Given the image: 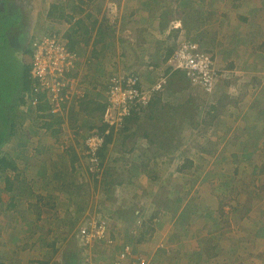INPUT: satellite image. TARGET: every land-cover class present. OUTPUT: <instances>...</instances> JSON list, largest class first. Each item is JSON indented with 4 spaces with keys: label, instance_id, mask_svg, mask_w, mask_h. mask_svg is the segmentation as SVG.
<instances>
[{
    "label": "rangeland",
    "instance_id": "obj_1",
    "mask_svg": "<svg viewBox=\"0 0 264 264\" xmlns=\"http://www.w3.org/2000/svg\"><path fill=\"white\" fill-rule=\"evenodd\" d=\"M36 1H38L37 5ZM30 2V4L25 2V5L29 4L25 10L21 5V0H6L5 4L0 2V10L3 7L5 11L8 9L17 10L19 18L21 16L24 24L28 27H24V29H31V40L29 34L20 37L22 38L21 41L19 40L20 49L16 52L18 57H14L12 54L13 49L9 52L12 46H7L8 38L5 37V34L2 35V32L0 33V54L3 53V56L0 55V141L3 138L5 126H7L4 121L8 114L5 116V105L9 104L10 106L11 95L14 93V87L9 88L10 83L13 76L16 77V73L18 75V72L22 71L19 66L20 62L26 66L31 63V43L38 37L39 32H42L38 29L39 24L44 23L46 19L47 25L43 27H46L47 30V27L52 26L53 18H56L59 20L57 25H60L58 30H64V26L72 21L71 18L68 19L72 10L69 0H30ZM169 2L174 5L171 0H166L165 3L168 6L163 8V0H133L130 9L139 6L147 7L145 13L142 11L138 15L143 18L154 19L157 22L156 25L160 26L159 28L165 24H170L167 22L171 16L174 20L188 16L190 17L188 18L190 20L188 27L192 31L197 25L194 21L195 18L193 19L189 14L191 11L186 13L181 6L179 11L183 15L178 14L177 17L175 14L178 12L170 7ZM250 2L256 3L257 6L254 4V7L259 9V0H250ZM118 3L120 5L121 0H95L92 5L99 6L102 10L99 13L104 16H102V23L99 27L101 33L102 31L112 33L119 27L117 29L118 35L124 37L120 49L123 58L126 57L127 61H121L123 63L120 65L123 66L121 70L115 61L106 73L102 75L100 71V78L94 79L90 83L92 88L83 84V78L77 74L86 88L85 101L87 103L74 105L71 109H64L61 113L64 117L61 132L51 135V130L49 131L48 126L45 125V120H35V111H31L32 106L20 105L16 107L17 130L0 147V156H6L18 168V172L0 173V214L3 213L8 222L6 224L0 222L1 234L4 236L0 237V240L5 241V243L2 242L8 250L1 264H66L65 261L78 248L76 246L77 230L86 223L85 221L89 217H93L95 214H103L109 218L111 237L121 243H131L135 248V254L148 256L153 264H219L214 261L213 257L207 261V255L213 245L223 244L224 220L228 221L227 216L231 215L232 205L226 203L224 208L221 201L220 206L215 207L211 201L219 195L214 190L218 186H221L222 189L220 178L222 181L227 178L225 176L237 175L234 168L241 166L238 169L244 171L248 170L246 167L250 165L251 172L256 164L261 163V159H258V163L254 161L255 159H251L247 165L243 161L236 163L241 158L237 152L226 150V145L230 143L225 142L222 138L225 129L222 122L227 119V114H231L233 110L236 111V108L238 109V106L233 108L230 105L229 98L231 97L226 98V92L229 88L236 85L238 80L240 81V75L229 69L231 63L226 64L218 57L216 63L224 78L212 94H203L197 90L193 92L190 85H186V82L183 81L173 83L174 86L170 83L161 94L154 97L161 98L156 107L153 109H149V107L147 111L142 109L138 119L130 121L126 130L109 138L108 147L103 153L104 172L96 176L87 170L86 159L83 155L84 140L94 128L100 127L102 118H98L100 111L96 106H101L102 103H98V101L104 100L102 97V100L98 99V101L93 99L94 87L97 88L98 84L101 83L100 88L105 92L107 80L111 74L137 72L143 79L145 87H151L160 76L159 72V74L153 73L151 75L152 80L147 82L149 80L145 76V71L149 65L147 61L143 65L144 67L131 68L134 56L132 57L133 54L130 50L137 53L141 50V46L139 45L140 42L137 41L138 37L134 40L132 33H125L130 27L133 28L132 24L129 25L128 13L123 12L121 19L117 23L114 22L112 17L115 14L111 6L118 5ZM103 7L106 9L104 10ZM22 10L24 12L20 15ZM1 13V24L9 27L10 16ZM62 13L65 17L59 16ZM226 13L230 14L229 11ZM232 14L233 12L230 15ZM259 14L258 12L256 16ZM23 16L27 19L25 20ZM164 16H167L168 19ZM219 16L223 15H216L215 19L217 20ZM246 16L249 19V14ZM230 17H234L235 20H229V27H234L237 22L238 24H245V27L249 25L258 26L261 31L264 29V18L261 14L257 18L259 21L250 17V20L254 19L255 21L256 25L254 26L248 22H243L246 21L243 20L244 14L238 13L236 16ZM105 18L108 19L110 25H113L110 26L111 28H116L107 29L106 23L103 22ZM233 21H235L234 24L231 23ZM260 22L261 24H259ZM54 23L52 28L56 26L55 21ZM36 24L38 25L36 26ZM182 24L184 27V21ZM144 26L143 19L137 21L139 29ZM157 26L154 28L156 29ZM235 28L237 30V26ZM200 30L189 38L183 36L178 42L184 39L191 40L198 43L203 50L212 53V38L216 37L217 39V35L210 34L212 32L209 30ZM216 31L219 39L222 38L223 34H227L226 31ZM261 31L256 32L259 34ZM150 34L154 36L152 41H154V45L156 43V49L161 48L163 54L176 47V45H171L170 41L163 43V34L158 36L153 32ZM202 37L208 38L203 39ZM255 38L257 35L254 33L253 37L250 38L251 41L245 39V41L235 44L231 40L223 38V48L228 47L229 49L225 50V56L237 57L239 55L237 47L243 45L254 53L257 51L264 53V36L258 40L257 46L252 40ZM130 42H133L132 45ZM145 42L142 43L143 48L148 47L149 42ZM127 43L130 45H125ZM86 50L90 51V47H87ZM77 51L83 57L82 52H79V49ZM163 54L161 53L159 57H163ZM86 57H89V53ZM3 58L5 61L2 60ZM17 59L18 64H16ZM88 59L90 65L99 64L98 60ZM111 59L114 61L113 56ZM260 66L257 70H250L252 73L249 77H241L244 85L247 82L248 85L262 84L264 81V63ZM8 75H12V77ZM238 75L239 77H237ZM227 79L232 81L230 87L227 86ZM230 96L238 97L236 93ZM189 97L193 98L194 109H192V104H187ZM212 105L217 106V109L210 114L215 116V119L209 123L210 118L207 116L208 122L202 123L203 118L207 113H210ZM230 106L232 108L228 110ZM91 109L94 111L91 112ZM169 109H171L170 112ZM192 110L198 113H195L194 117ZM236 140L234 147L237 148L238 145V148H241L244 142ZM37 147L39 150L36 151ZM73 153L78 156V162L74 167L70 162ZM186 159L192 161V167L181 172L179 169L185 164ZM231 166L233 168H230ZM224 172L225 174H223ZM16 173L20 174L19 177H16ZM247 174L251 175L250 173ZM6 177H9L13 183L10 191L7 189ZM133 179L136 183L135 187L127 189ZM253 181L257 180L253 177ZM244 194L245 197H249L248 191H245ZM208 198L211 200H207ZM214 200L219 201V199ZM11 203L15 204L12 208L9 206ZM186 209L197 212L194 215H187V217H192V222L186 221L187 217L181 218V212ZM132 211L135 214L136 211L142 212L144 218L138 222H132ZM206 213H209V221L196 223L199 219H205ZM123 215L131 218L127 221L121 220ZM150 220H152L151 230L146 232L144 224L149 223ZM141 222L143 223L142 227ZM130 226H137V230L134 229V232H130L128 230ZM226 227L229 230V226ZM219 231H221L219 234L221 238L214 236ZM142 233L145 234L146 241L135 243L136 235ZM53 243L54 246H52ZM99 247H103V245H97V249L93 252L95 258L102 256L99 253ZM219 251L218 257L220 258L225 251Z\"/></svg>",
    "mask_w": 264,
    "mask_h": 264
},
{
    "label": "crops",
    "instance_id": "obj_2",
    "mask_svg": "<svg viewBox=\"0 0 264 264\" xmlns=\"http://www.w3.org/2000/svg\"><path fill=\"white\" fill-rule=\"evenodd\" d=\"M26 1L29 4L31 3L30 0H21V5L22 7H24V10L27 9V6L29 5H25ZM171 1L174 5L170 4V2L168 4L170 5V7H173V9H175V12H178L175 14L177 17L178 14L183 15L182 12L179 11V9L182 7L183 11H186V13L188 11H191L189 14H191V17H193V19L195 18L194 21L197 25L192 29V36H194V34H197L196 31L200 29L209 30V32H212L210 34L217 35V39L216 37L212 38L214 53L212 52L211 54L213 55L216 61L218 57H220V60L225 61L226 64L231 63L232 65H235L233 70L235 74L240 75V81L238 80L236 85L233 86H231L230 84L232 81H229L227 79V86L231 87L226 92V98L231 97L229 98L230 105H232L233 108L234 106H238V109L236 108V111L233 110L231 114H227V119L222 122L225 126L222 138L225 142L230 143L226 145V150L231 152H237L239 158L241 159L236 163H240L243 161L244 164L247 165L249 164V161L251 159H255L254 161L256 163H258V159H261V163L256 164L251 172L250 165L246 167L248 170L244 171L238 169L241 167L238 166L234 168V172L237 175L233 176V174H230L229 176H225L227 178L224 179L227 182L223 183L222 181L225 180L221 181L220 178V183H222L220 185L223 186L222 189L221 186L216 187L215 190L214 188H212L214 192L219 195V197L217 198H213L211 196V198L213 199H219L218 202L216 200L213 201L212 199L211 202H213L215 207L217 206L218 208L220 206L219 204H221L222 201L224 204L222 203L221 205H223L224 208L225 205H227L226 203L232 205V211L231 215L227 216L228 221H226V219L224 220V242L223 244H217L216 249H214V251H210V253L213 254L211 256H207V261H209V258L211 259L213 257L214 261L219 264H264V81L261 85L257 84L258 86L256 85V83L255 85L249 83L251 85L250 86L248 85V82L246 85H244L245 83H242L241 81V77L246 78L251 75L252 72H250V70H257L261 67L260 64L264 63V53L260 51L254 53V51L246 49V46L243 45L237 47V51H239V55H237L239 57L237 56L235 58H232L230 56H225V50L229 49L228 47L224 49L222 46L223 38L229 39V41L231 40L233 44H235L243 40L245 41V39L250 40V38L253 37L254 33L257 35V38L252 40H254V44L257 46L258 40L264 36V29H262L261 31L258 26L252 27L249 25L247 27H249L250 29H248L247 27H245V24H238L237 22L234 27H229L228 22L229 20H235L234 17L231 18L230 16H236L238 13H241L245 15V18H243V20L246 21L243 22H248V24H251L253 26L256 25L254 19H256V21H259L257 18L260 16V14L264 18V14H262L264 12V0H259V9H256L257 4L251 3L250 0H242L238 2H236L235 0ZM0 2L2 4H5L6 0ZM70 2V7L72 10L69 15H67L68 17H71V23L64 26V30H58V28H60V25H57L59 24V20L53 18L52 26L55 24L54 21L56 22V26L53 28L52 26L50 28L47 27L46 30V27H43L47 25L45 19L44 23L39 24L38 29L42 32H39L38 36L57 35L65 43H76L74 49H79V52H82L83 55V57L81 56L80 66L77 68V74L79 77L83 78V84H85L87 87H91L90 83L93 82L94 79L97 80L98 78H100V71L103 75L104 73H106L108 68L114 64L115 61L117 62V67L121 70V68L123 67L120 66L121 64H123L121 63V61H127L126 57L123 58L124 56L122 55L120 49L122 43L124 42V37L118 35L119 31L117 29H119V27H117V29L112 33H110V31H105V33L103 31L102 33L101 31H99L100 24L102 23L101 20L104 16L103 14L99 13L100 11H102L99 6L95 4L92 5L93 3H95V0H69V3ZM165 2L166 0H163V8H166L168 6ZM35 3L37 5L38 1H36ZM131 3H133V0H121L120 5L119 3L118 5L113 4L114 6L111 7L115 15L112 18L113 20H115L114 22L117 23V21L121 19V14L123 16V12L129 14V25L132 24L133 28L130 27V29L126 30L125 33H132V38L134 40H136V38L138 37L139 39H137V41L140 42L139 45L141 46V50L137 51V53H134V51L130 50V52L133 54L132 57L134 56L132 58L131 68L139 69L144 64L149 62V65L145 71L146 79H149L147 80L148 82L152 80L151 75L153 73L162 72L165 63L167 62L166 58L168 57V52H165L166 54H163L161 48L156 49V43L154 45V41H152L154 36L150 34V32L155 33L156 36H158L159 34H163V43H166V41H170L171 45L173 46H177V44L181 41L180 40L178 42V40L182 39L183 36L189 38V36L191 35L188 36L186 29L183 27L182 23L184 17L182 18L180 16L181 18H177L174 20V18H172L173 16H171L167 22L170 24H165L166 26L163 25L162 28H159L160 26L156 25L157 22L154 21V19L148 17L143 18L141 17V15H138L142 11L143 13H145L147 11V7L134 6L135 8L130 9V6H132ZM254 4L256 5L255 7ZM4 9L5 8L3 7V9H1L0 11H3ZM103 9L105 10L106 8L103 7ZM11 10L15 14H13V17L17 16V18H19V13H17V10ZM24 10L21 11L20 15L23 14ZM226 11H229L230 14L231 12H233V14H227ZM258 12L260 14L256 16ZM219 14L223 16H219V18L216 20L215 16ZM246 14H249V19L246 18ZM164 17L168 19L167 16ZM164 17L163 20L165 19ZM250 17H253L254 19L250 20ZM17 18L15 17L16 20ZM23 18L25 20L27 19L24 16ZM142 19L144 20L145 26L139 29L137 27V21H142ZM170 19L172 20L170 21ZM21 21L23 23V26L27 27L26 24H24L22 17L20 16L19 22ZM231 23L234 24L235 21ZM259 24H261V22ZM37 25L38 24H36V26ZM156 26L157 28L155 29L154 27ZM236 26L237 30H235ZM27 28L24 29V34H29L30 36L31 29L29 30ZM115 28L116 27H112L111 30ZM216 30L226 31L228 35L223 34L222 38L219 39ZM258 30L261 31V33H259L260 35L258 34V32H256ZM200 32L201 30L199 31V35ZM208 37L202 38L207 39ZM75 39H77V41H71ZM15 40L18 43L19 37H15ZM145 41L149 42L148 47H151L152 49L148 47L143 48L142 43ZM133 42H130V44L132 45ZM128 44L129 43L125 45ZM87 47H90V51L86 50ZM88 53V58H91L92 60H98V65H90V60L86 57ZM161 53L163 54V57H159ZM112 56L114 58V61L113 59H111ZM239 75L237 77H239ZM243 80L245 81V79ZM100 86L101 83L98 84L97 88L94 87L95 89H93L94 93H92V95L95 101H98V99L102 100V97L104 100H102L101 102L98 101V103H102V105L105 106L106 91L103 92ZM234 93H236L238 97L230 96ZM232 106L228 107V110H231ZM101 117L102 112L100 113L98 118L101 119ZM236 139L241 142H244V145H242L241 148H238V145L236 146L237 148L234 147V143L237 141ZM37 150H39L38 147L36 151ZM236 163L235 165H237ZM235 165L233 164V167ZM233 167L231 166L230 168ZM247 173H250L251 175ZM223 174H225V172ZM253 177L257 181H253ZM130 183V187H127V189L134 188L136 185L134 179ZM245 191H248L249 197L244 196ZM211 198H208L207 200L210 201ZM196 208L199 209L198 207ZM190 210L187 209V213H184V216L190 214L194 215L197 213L196 211ZM183 217L181 216V218ZM209 218V213H206L205 219H199L196 221V223L200 224L203 223L205 220L209 221ZM188 220L189 222H192V217L188 216L186 218V221ZM0 222L5 224L7 222V217L3 215V213L0 214ZM226 226H229V230ZM1 231L2 230L0 229V237H4L3 234H1ZM219 234H221V231H219L214 236L217 238H221ZM226 234L228 235L226 236ZM2 241L5 243L4 240H0V264L3 262L5 254L8 251L6 247H4V243ZM219 250L225 251V253L222 254L220 258L218 257L220 252Z\"/></svg>",
    "mask_w": 264,
    "mask_h": 264
},
{
    "label": "built area",
    "instance_id": "obj_3",
    "mask_svg": "<svg viewBox=\"0 0 264 264\" xmlns=\"http://www.w3.org/2000/svg\"><path fill=\"white\" fill-rule=\"evenodd\" d=\"M30 79L33 94L25 99L33 108L39 105V94H44L51 105V114L69 109V101L78 102L86 97V88L77 76L81 56L69 50L57 35H42L31 43ZM169 70V72H168ZM182 72L190 86L200 93L212 94L224 75L218 69L213 55L191 40H181L168 58L160 76L151 87H145L137 72L111 74L107 80L106 105L100 127L94 128L84 140L83 155L90 174L99 176L105 163L101 151L111 136L125 130L127 121L142 113L156 95L169 85L174 72ZM168 72V73H167ZM78 230L76 240L80 249L78 264H153L148 256L135 254L133 245H125L115 255L116 241L110 236L109 218L103 214L89 217ZM97 245H106V256L95 258ZM114 253V254H113ZM112 255V256H111Z\"/></svg>",
    "mask_w": 264,
    "mask_h": 264
},
{
    "label": "trees",
    "instance_id": "obj_4",
    "mask_svg": "<svg viewBox=\"0 0 264 264\" xmlns=\"http://www.w3.org/2000/svg\"><path fill=\"white\" fill-rule=\"evenodd\" d=\"M3 11H4L3 13H1L2 11H0V13L1 14H6V15L10 16V21H9V25H8L9 27L3 26L1 24V22H0V33L2 32V35L5 34V37L8 38V41L6 40L7 41L6 42L7 43V46H9V47L12 46V48L9 50V52H11V50L13 49L14 52L12 54L14 55V57H18L17 56L18 54L16 52H18L19 49L17 48V46L15 44L16 43L15 37H19V40L22 39L20 37H23V35H24V26L22 24V21L19 22V19L17 18V16H14V17L12 16L14 13H13V11L11 9H8V11H5V9H4ZM59 16H61V17L64 16L65 17L64 13H62ZM15 17L18 19V21L15 19ZM69 18H71V17H68V19ZM188 18H190V17L184 16V19L185 20H183V21H184V24H185L184 25L185 29L187 28L186 29L187 35L189 36V35L192 34V31L188 27L189 22H190V20H188ZM103 22L106 23L105 26H106L107 29H109L111 25H110V22L108 21V19L105 18ZM0 38H1V36H0ZM71 41L72 42H75V41H77V39L71 40ZM97 41H98V39H97ZM0 43H1V39H0ZM75 45H76V43L68 44L66 42V46L68 47L69 50H73V51H75V52L78 53V51L74 49L75 48ZM171 50L168 51V57L166 58V60H168V58L171 56V54L173 52V49H171ZM0 55L3 56V53H1ZM2 60L5 61L4 58ZM16 64H18V59H17ZM19 66H20V69H22V71L18 72V75L16 73V77L13 76L12 80L10 79L11 80V83H10V87L9 88H13L14 87L13 88L14 89V93H13V95H11L12 97L10 96L11 97V104H10V106H9V104L8 105H5V109H4L5 116H6L7 113L8 114L4 118L5 119L4 121H5V124L7 126H5L6 129L4 130V132H3V138L0 141V147L5 142H7V140L9 138H11L13 136L14 132H16V130H17V125H16V119H17V117H16V114H15V110L17 109L16 107L17 106H20V105H23V106H26L27 107L29 105V103L25 99V94L26 93H29L31 95V94L34 93V90H33V80L30 79V69H31L30 65L29 66H26V65H23L20 62L19 63ZM229 69L232 71L234 69V65H231ZM168 72H169V70H168ZM8 76L9 77H12V75H8ZM182 81L183 82H186V85H190V83L186 79L185 74L182 73V72L177 71V72H174L173 75L171 76L169 85L171 83L174 86V84H176L175 82H182ZM14 83H15V86H14ZM106 87H107V85H106ZM190 88L193 90V92H194V90H196V89L192 88L191 86H190ZM203 94H206V93H203ZM38 97H39V105L37 107H35V108L32 107V109H31V111H33V110L35 111V115H34L35 120L36 121L37 120H40V119L45 120L44 121L45 122V125L48 126L47 128L49 129V131L51 130L50 131V134L51 135L59 134L61 132V127L64 124V117H63V115L62 114H51L52 108H51V105L49 104V102L47 101L46 96L44 94H39ZM89 101H91V100H89ZM160 101H161V98H154L152 100L151 104L147 108H145L143 110L147 111V109L149 107H150L149 109H151V108L153 109L154 107H156L157 104L160 103ZM85 103H87L85 101V99L82 100V101L81 100H78V102L69 101V108L71 109L74 105H80V104L81 105H84ZM187 104H192V109H194L195 103L193 102V98L189 97L187 99ZM96 108L99 109L100 113L101 112H102V114L104 113V110H105V106L104 105H101V106L100 105H97ZM216 109H217V106L216 105H214V106L212 105L211 106V109H210V113H207V115L203 118L202 123H207L208 122V117L210 118V120H209L210 122L209 123H211L215 119V116H211L210 114L214 110H216ZM170 110L171 109H169V112H170ZM197 110H198V108H197ZM93 111H94V109H91V112H93ZM196 112L197 111H193L192 110L193 117L195 116V113ZM196 114H198V113H196ZM138 117H139V115H136L133 118H130L127 121V125L126 126L128 127V123H130V121H132L134 119H138ZM127 127H125V130L127 129ZM168 127H169V125H168ZM99 128H100V131L101 132H105V130H106V126L105 125H103V126H101ZM108 142H109V139L107 141V144L104 146V148L101 151L102 158H104L103 153H104V151L108 147V144H109ZM0 155H1V150H0ZM70 162H71V164H72L73 167L78 162V156L75 153H73ZM104 163H105V161H104ZM192 164L193 163H192L191 160L186 159L185 160V164L179 170L181 172H183L184 169L191 168L192 167ZM7 171L18 172V168L14 164V162L13 161H10L6 156H0V173L1 174H6ZM19 175H20L19 173H16V177H19ZM5 182L7 183V186H8L7 189L9 191L12 190L13 183L9 180V177H6V181ZM121 183H124V182L121 181ZM9 206H10V208H12V207L15 206V204L14 203H11ZM184 213H187V209L185 211H182V213H181V216L182 217L185 215ZM131 217L133 218L132 222H135V221L138 222V221H140L141 219L144 218V215H143L142 212H139L138 213L136 211V214H135V212L132 211ZM131 217H125L123 215L120 219L121 220H124V221H127ZM184 217H187V216H184ZM142 225H143V223L141 224V227H142ZM144 225L146 227V232H149L151 230L150 227L152 226V220H150L149 223L148 222L145 223ZM136 227L130 226V228H128V230H130V232H134V229L137 230ZM113 239L116 241L115 251H114L115 252V255L125 245H127V244L132 245L131 243H127V242H122L121 243V242L117 241L115 238H113ZM134 240H135V243H143V242H145L146 241L145 234H143V233L141 235H138L137 234ZM52 246H54V243H53ZM76 246H78V244ZM105 246L106 245H104L103 247H99L98 248V249H100L99 250V253L102 256H106L108 254L107 253L108 250L105 248ZM216 246L217 245H213L212 249L211 248L209 249L207 256H211L213 254V253L211 254L210 251H212V250L214 251V249H216ZM79 253H80V249L79 248H76L73 251V253L70 255V257L65 261V263L66 264H78V261H79V258H80L79 256L81 254V253L80 254Z\"/></svg>",
    "mask_w": 264,
    "mask_h": 264
},
{
    "label": "flooded vegetation",
    "instance_id": "obj_5",
    "mask_svg": "<svg viewBox=\"0 0 264 264\" xmlns=\"http://www.w3.org/2000/svg\"><path fill=\"white\" fill-rule=\"evenodd\" d=\"M20 41H21V40H20ZM20 41H19V42H20ZM19 42H18V43H17V42L15 43L18 49H20Z\"/></svg>",
    "mask_w": 264,
    "mask_h": 264
},
{
    "label": "clouds",
    "instance_id": "obj_6",
    "mask_svg": "<svg viewBox=\"0 0 264 264\" xmlns=\"http://www.w3.org/2000/svg\"><path fill=\"white\" fill-rule=\"evenodd\" d=\"M78 244V243H77Z\"/></svg>",
    "mask_w": 264,
    "mask_h": 264
}]
</instances>
